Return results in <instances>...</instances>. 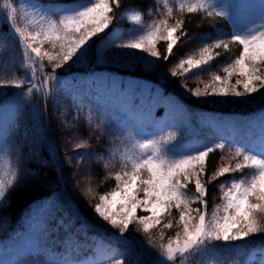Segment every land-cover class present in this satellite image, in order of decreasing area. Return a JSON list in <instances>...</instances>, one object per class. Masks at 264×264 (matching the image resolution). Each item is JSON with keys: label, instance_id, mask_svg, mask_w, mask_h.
Wrapping results in <instances>:
<instances>
[{"label": "snow or ice", "instance_id": "snow-or-ice-1", "mask_svg": "<svg viewBox=\"0 0 264 264\" xmlns=\"http://www.w3.org/2000/svg\"><path fill=\"white\" fill-rule=\"evenodd\" d=\"M0 4L6 10L5 22L13 37L23 47L22 68L26 72L23 79L0 80V88L21 89L17 95L29 100L34 94L38 95L45 107L54 95L58 97L62 91L57 87L54 93L52 87L53 82L59 84L57 69L67 67L71 70L74 64L87 60L94 47L93 38H98L110 25L116 24L121 18L116 10L122 8L121 0H85L71 9L50 7L34 0H28L19 7L13 0H0ZM163 5L162 18L153 20L146 27L139 11H132L127 16L137 28L131 38L119 44L112 42L110 46L127 50L116 55L125 61L131 59L135 66L144 70H159L160 61H169L174 48L188 36L184 29V13H199L209 20L213 17L223 20L229 16L225 8L217 4V0H175V12L178 13L175 16L169 0H163ZM149 14H153L151 8ZM170 20L174 22L170 23ZM19 21L24 22L23 27L19 26ZM212 27L215 39L204 43L198 56L188 55L181 59L170 75L186 77L180 87L197 99L215 97L225 100L234 97L250 104L258 97L264 101V15L258 22L255 20L244 28L234 25L229 34L230 40L224 38L222 30L216 29L215 25ZM210 38L211 34L208 33L200 37L201 40ZM160 41L166 44L163 52L157 50ZM233 45L239 52L222 67L223 75L212 72L211 79L203 81V88L188 87V78L194 75L198 78L199 73L207 71L208 66L221 56L219 50L230 52ZM45 61L51 68L50 72L45 71ZM37 71L41 74L39 77ZM163 75L167 78V69L163 70ZM75 119L79 121V112ZM93 120L96 121L94 127ZM85 123L93 127V131L99 130L100 137L116 133L122 144L128 142L119 156L120 170L108 173V177L115 181L114 187L98 195L95 198L97 202L91 207L102 222L118 231L124 245L129 244L125 233L130 229L148 237V245L157 249L150 264H177L178 258L207 253L209 246L216 242H223L228 247L234 242H247L252 237L264 235V140L259 150L250 149L245 144L219 142L215 145L205 144L195 151L178 152L177 146L172 144L175 132H170L167 137L141 134L127 126L106 122L99 115L94 117L91 112L85 118ZM87 147L85 140L77 143L74 150ZM226 147L231 159L236 160L235 165L221 163L206 179L209 155ZM92 155L95 153H80L78 162L83 163ZM114 159L115 152L110 153L107 160L97 156V162L103 161L105 168ZM245 169H251V174L231 180L230 185H219L222 203L209 214L208 185L219 177L243 173ZM38 179L31 177L30 171L14 168L10 164L8 173L0 176V210L11 205L12 195L28 191L30 180ZM190 186H194V191ZM193 204L200 207L194 208ZM173 210L178 216L173 215ZM138 211L146 214L137 215ZM71 215L81 225L87 221L86 217L81 219L83 213L78 209L72 210ZM158 226L162 229L175 228L177 231L167 238V242L161 232L157 243L152 230ZM60 227L73 232L75 225L61 222ZM256 247L259 252L257 264H264V241ZM128 251L126 247L123 252L111 257L96 252V258L90 264H101L104 259H109L110 264H145L140 257L129 258L126 255ZM236 254L244 256L245 250L241 249ZM18 264H24L23 259ZM59 264H80V261L65 259Z\"/></svg>", "mask_w": 264, "mask_h": 264}, {"label": "trees", "instance_id": "trees-1", "mask_svg": "<svg viewBox=\"0 0 264 264\" xmlns=\"http://www.w3.org/2000/svg\"><path fill=\"white\" fill-rule=\"evenodd\" d=\"M84 1L54 0V3L67 6ZM240 1H233L234 5L227 11L229 16L223 20L218 17L209 20L199 13H184V29L188 36L174 48L169 61H160L159 70L124 71L97 65L94 61L82 68L57 69L62 91L60 96H53L47 107L38 95L34 94L29 100L17 95L21 89L5 87L6 93L0 98V148L3 149L0 151V176L8 173L11 164L14 168L30 171L31 177L39 179L30 180L29 190L12 195L11 205L0 210V264H11L18 259L54 264L67 259L90 264L95 260L96 252L111 257L123 252L126 247L130 251V255L126 253L129 258L140 257L145 264H150L157 249L148 245L147 240L145 242L143 237L146 236L130 229L125 233L129 244L124 245L117 230L94 220L77 194L75 187L80 186L85 178L95 188L96 196L114 187L115 181L108 177V173L120 170L119 156L128 143L125 141L122 144L116 133L100 137L99 130L93 131L95 120L93 127L85 123L90 112L106 122L150 135L167 137L170 132H175L172 144L177 146L178 152L195 151L202 149L205 144L215 145L219 142L245 144L256 150L253 141L264 135V118L261 114L264 101L261 100L257 107L245 109L201 102L180 91V85L186 77L170 75L181 59L202 43H210L215 39L212 25L222 30L224 38L230 40L233 26L245 17L238 9ZM13 2L16 4L17 0ZM169 3L174 7V16L178 15L175 12V0H169ZM121 4L122 8L116 10L118 16L139 11L143 21L147 19L149 8L155 12V20L162 18L164 11L163 0H121ZM157 9L159 13H156ZM5 14L6 10L0 16V30L12 51H7L10 60L0 79H23L26 75L22 68L23 48L5 22ZM206 33L211 34V38L201 40L200 37ZM165 47L163 41L157 44L158 51L163 52ZM219 51L221 56L211 63L213 71L222 63L229 62L239 49L233 45L230 52H224L223 49ZM164 69L168 70L169 77L167 81L160 82L157 73ZM45 71H51L47 61ZM190 80L187 79L189 88ZM52 87L55 93V82ZM77 112L80 115L78 122L75 119ZM85 140L88 142L87 148L74 150L77 143ZM50 149H53L52 152ZM84 152H94L95 155L79 163L77 157ZM112 152L116 153V159L108 168L104 167L103 161L97 162V156L107 160ZM229 162L234 166L236 160L231 159L228 147L214 151L207 159L205 178L212 176L221 163ZM228 177H219L208 185L209 214L221 203L219 185L226 183ZM190 188L194 191V186ZM72 204L83 213L81 219L87 218L84 225L71 215ZM192 207L200 205L193 204ZM173 215L178 216V213L173 210ZM61 222L73 223L74 231L61 228ZM176 231L175 228L162 229L158 226L152 230V236L159 243L163 232L167 242V238L174 236ZM261 241H264V235L252 237L247 242L237 241L228 247L223 242H216L209 246L208 252L226 255L223 264H242L249 251ZM229 248L232 250L229 251ZM241 249L245 250L244 256L236 254ZM205 255L178 258L177 264H181V261L182 264H205ZM101 264H110V260L104 259Z\"/></svg>", "mask_w": 264, "mask_h": 264}, {"label": "rangeland", "instance_id": "rangeland-1", "mask_svg": "<svg viewBox=\"0 0 264 264\" xmlns=\"http://www.w3.org/2000/svg\"><path fill=\"white\" fill-rule=\"evenodd\" d=\"M233 1L234 0H217V4L220 6H223L226 11H229L230 6L234 5ZM27 2H28V0H17L16 6L19 7L21 4H24ZM34 2H38V3L44 4V5H47L50 7L61 8V9H71V8L77 6L78 4H81V2L74 4V5L67 4V6L64 5L65 6L64 7L63 5H60V6L56 5L54 3V0H34ZM238 9L240 10L242 17L243 16H245V17L242 20H239V24H237V25L240 26L241 28H244L245 26L251 24L255 20L258 22V19L261 17V15L262 14L264 15V0H241ZM3 12H4V9L2 8V4H0V16H1V13H3ZM156 13H157V11H156ZM129 14L130 13L124 14L116 22V24L110 25L108 29H105L104 33H100L98 38L94 37L93 38L94 47H93L92 51L89 53L88 59L85 60L83 63L74 64L72 66V68H82L85 65H87L90 61H94L97 65H101V66H105V67H113V68L121 69L124 71H126V70L127 71H133L135 69H141L144 72L155 71V69L154 70H144L141 67H137L131 61V59L125 61L121 56L116 55V53H119L121 51H127V50H122L120 48L110 46L113 41H115L116 44H119V43L123 42L124 40L131 38V35L135 32L137 26L134 24L133 21H131L127 18V16ZM141 16H142V14H141ZM153 20H155V12L154 11H153V14L148 13L146 21H143L145 27L147 25L151 24L153 22ZM150 21H151V23H150ZM18 23H19V26L23 27V24H24L23 21H19ZM205 41H207V40H205ZM203 44L204 43L199 45V47H197V49L192 51L190 53V55L198 56L199 49H200V47L203 46ZM45 48H49V50H51L48 45H45ZM8 50H9V52L12 51L10 45L7 44L6 37L3 35L2 31L0 30V78H1V74L4 72L5 68L7 67L8 61L10 60V56L7 54ZM4 55H6V56H4ZM227 63L228 62H226L225 64L222 63L220 66L216 67L217 69H215V71L212 70V68H211L212 66L210 64V66H208L207 71L199 73L198 78H197V76L194 75L191 78V80L189 81L191 88H196L197 86L203 88V81H209L211 79V73L212 72H216L217 74L223 75L222 67L225 66ZM157 74H158L157 78L160 82L167 81V79L169 77V75H167V78L164 77L163 70H161ZM37 76L38 77L40 76L38 71H37ZM234 82L235 81L233 80V83ZM57 87H59L60 89L62 88V86L60 84H58V85L56 84L55 90L57 89ZM180 91H182L184 94L187 93L184 90V88H181ZM5 93H6L5 87L0 88V98H3ZM197 100H199L201 102H208L210 104H215L218 106H228V107L233 108V109H235V108L245 109L248 107L249 108L257 107L260 105V101H261L258 97L250 104L244 103L241 98H234V97H228L225 100L217 99L215 97L200 98ZM261 110H262L261 114L264 118V107L261 108ZM262 125L264 128V121H263ZM140 133L141 134H148L145 132H140ZM262 140H264V135L261 137H258L257 139H255L253 141V144L256 147V150H259V147H260ZM251 171H252L251 169H245L243 173H241V172L232 173L231 175H229L227 182L224 184L230 185L231 180H233V179L239 180L244 176H248L251 174ZM75 188L77 189V194L80 198V201L82 202V205L86 209V211L94 218V220L97 223L108 226L106 223L102 222L92 210L91 204H94L95 202H97V200L95 198L98 196L95 195V188L92 185H90L89 180L87 178H85V180L82 181L81 185L80 186L77 185ZM221 196H222V191H221ZM221 203H222V201H221ZM144 214H146V213H143L140 211H138V213H137V215H144ZM141 235H144V234L141 233ZM143 238H144L145 242H146V240H148L146 237H143ZM258 258H259V252L257 250V247L255 246L249 251L248 255L245 257L242 264H244L245 261H247L248 264H257ZM226 259H227L226 255H222L219 252H212V253L208 252V253H206V255L204 257L205 264H214V262H218V264H223L226 261ZM20 260L21 259H18L17 261H15L11 264H18V261H20ZM24 264H54V263L53 262L31 263V262L24 261Z\"/></svg>", "mask_w": 264, "mask_h": 264}]
</instances>
